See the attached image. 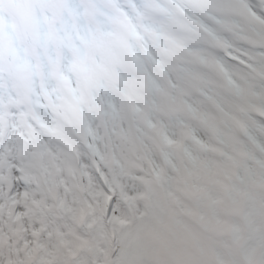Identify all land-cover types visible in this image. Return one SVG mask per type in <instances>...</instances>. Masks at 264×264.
<instances>
[{"label":"snow or ice","instance_id":"1","mask_svg":"<svg viewBox=\"0 0 264 264\" xmlns=\"http://www.w3.org/2000/svg\"><path fill=\"white\" fill-rule=\"evenodd\" d=\"M30 2L33 38L65 51L34 63L0 31V247L53 264L75 228L96 246L76 264L109 241L112 264H144L168 207L207 208L226 237L207 264H264V0Z\"/></svg>","mask_w":264,"mask_h":264},{"label":"trees","instance_id":"2","mask_svg":"<svg viewBox=\"0 0 264 264\" xmlns=\"http://www.w3.org/2000/svg\"><path fill=\"white\" fill-rule=\"evenodd\" d=\"M241 202L239 201L236 206ZM221 214L224 211L221 209ZM229 216L239 219V217L230 212ZM188 216L196 220L206 221L208 217L207 208L203 209V218L197 215L195 210L184 212ZM179 218V224L174 221ZM67 244L62 242L59 238L55 240V245L52 251L53 264H76L77 259L83 254L92 261L93 250L95 245L90 239L81 236L75 228L66 230ZM140 240L143 241L145 247L144 264H185L180 260V249L185 247L192 253L191 262L193 264H203V259L207 260L211 256V250L214 246L219 245V238H215L209 231H204L200 227L185 220L174 207H168L166 214L162 220L155 224L152 228L144 231L140 235ZM199 245V250L197 248ZM185 246V247H184ZM19 249L20 256L26 261V264H35L37 252L33 250L32 257L24 256V249L18 238H13L11 245L5 241L4 245L0 247V255L7 261L11 255L12 259L16 258V251ZM203 252V255H201ZM198 262V263H195ZM109 263L108 244L103 253L102 264ZM9 264L11 262L9 261ZM189 264H191L189 262Z\"/></svg>","mask_w":264,"mask_h":264},{"label":"bare ground","instance_id":"3","mask_svg":"<svg viewBox=\"0 0 264 264\" xmlns=\"http://www.w3.org/2000/svg\"><path fill=\"white\" fill-rule=\"evenodd\" d=\"M81 7L86 11L92 8V4L89 0H81ZM95 7L107 12L109 15H116L114 8L109 5L106 0H95ZM33 13V4L30 0H0V31L4 30L5 27H10L14 34H16L18 40V46L23 49L25 55L34 62V58H46L47 52L51 51V53L57 58L61 57L64 54V49L61 48L60 44L55 41L48 42H38V48L32 54V34L30 32V25ZM14 17L17 19L15 21ZM18 19H21V28L23 29V33H21V29L18 27ZM84 23L86 26L96 30L97 24L94 17L85 16ZM116 27L117 25H113ZM27 41L29 45V53L22 46V41ZM5 47H7V41H5ZM86 49L87 51H91V46Z\"/></svg>","mask_w":264,"mask_h":264},{"label":"rangeland","instance_id":"4","mask_svg":"<svg viewBox=\"0 0 264 264\" xmlns=\"http://www.w3.org/2000/svg\"><path fill=\"white\" fill-rule=\"evenodd\" d=\"M86 49H89V48H86ZM39 58V57H38ZM41 58H39V60H40ZM57 61H59L58 59H57ZM213 231H215V232H217V233H220L221 232V230H220V228H219V226L218 227H214L213 228ZM185 247V246H184ZM180 256H179V258H180V260H178L179 262H181V261H183V262H185V264H189V262L191 263V264H193L190 260H191V258H192V253L191 252H189V250L185 247V249H180ZM203 264H207V260H205V259H203Z\"/></svg>","mask_w":264,"mask_h":264}]
</instances>
